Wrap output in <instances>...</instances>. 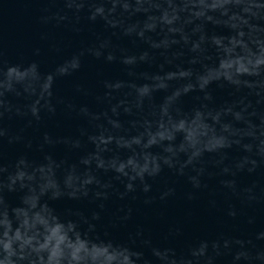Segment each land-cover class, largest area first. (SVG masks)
I'll list each match as a JSON object with an SVG mask.
<instances>
[{
  "label": "water",
  "instance_id": "1",
  "mask_svg": "<svg viewBox=\"0 0 264 264\" xmlns=\"http://www.w3.org/2000/svg\"><path fill=\"white\" fill-rule=\"evenodd\" d=\"M97 2L106 19L93 22L87 18L88 9L93 5L85 3L83 10L77 12L80 0H72L70 5L65 0H0V64L24 67L11 70L7 80H0V91L7 88L19 93L8 97L14 106L28 104L40 109L52 87L51 77L43 74L51 73L56 76L52 102H62L57 104L55 116L49 117L42 111V121L31 126L27 118L14 114L15 108L11 118L5 116L3 124L8 135L21 139L10 144L5 136L0 143L3 163L11 166L18 156L26 154L27 160L20 162L19 178L37 192H43L58 184L61 187L77 182L88 184L97 164L118 168L129 176L153 171L160 162L156 154L166 155L155 145L175 140V145L180 144L187 151L178 152L173 158L177 168L189 158L205 155L199 158L195 168L187 164L183 176L165 167L159 177L148 181L152 190L147 194L138 190L123 200L113 196L101 213V221L96 222V231L143 251L149 259L153 247L173 248L179 258L187 253L190 245L207 241L206 257L199 264H205L207 257L214 258V264H264V81L258 85V96L247 95L246 90L233 96L231 89L219 86L225 79H235L239 73L264 64V21L258 28L248 19L259 15L264 4L254 7L252 0H233L240 6L239 10L234 9L238 11L224 17L219 13L209 17L221 20L222 26L207 25L208 34L213 36L211 47L199 45V63L193 64L184 42L189 38L199 40L202 32L192 23V17H204L207 12L218 9L222 0H185L189 5L185 8L177 7L176 0H168L170 6L162 0H135L131 12H121L119 8L113 11L115 0ZM120 2L127 4V0ZM192 3L196 10L190 11ZM124 30L132 35L124 36ZM138 34L148 39H139ZM96 51L101 53L100 59H96ZM181 51L185 54L173 59L172 54ZM109 52L118 57L116 63L104 59ZM141 52H147L149 59L155 61L137 63L136 74L129 76L119 58L134 55L138 61ZM77 56L81 68L73 72V58ZM33 61L39 65V73L28 67ZM60 66L71 74L59 77ZM157 73L160 75L153 78L152 74ZM105 79L117 81L116 90L108 100L104 99L106 89L102 81ZM205 84L215 103L204 101L207 107H201L196 97H202L203 93L189 92V89ZM245 95L244 104L251 101V107L245 112L248 122L237 124L239 114L234 110L227 112L225 108ZM178 96H182L179 105ZM69 103L77 108L86 105L92 113L103 115L98 119L79 118L66 107ZM129 106L133 115L125 111ZM82 128L91 135V141L82 151L70 152L63 144L52 148L44 143V132L56 141L65 137L75 139ZM225 136L241 144L251 143L252 151L244 152L234 145L209 155L223 143ZM29 143L31 147L27 146ZM141 143L143 148L136 147ZM42 144L44 151L52 152L53 158L45 159L40 151ZM117 144L126 147L118 148ZM82 156L85 159L80 163ZM252 161L256 162V171L249 174L247 169L253 167ZM238 164L243 165L244 171L236 170ZM68 165L75 167L68 169ZM200 168L202 173L198 171ZM224 168L229 171L222 172ZM98 174L105 180L112 176L111 172ZM4 175L6 178L7 173ZM188 176L195 177L201 187L194 188ZM222 181H235V186H225ZM169 188L175 189L174 194L161 199ZM248 188L252 191H245ZM120 190L123 191L122 186ZM4 195L11 206H16L22 193H7L5 189ZM146 198L152 202L145 204ZM49 205L56 209L55 214ZM93 208L95 205L86 200L45 203L39 195H31L16 209L15 217L24 227L42 226L50 233L48 238L60 244L68 237L58 217L64 219L65 214L78 213L90 217ZM129 209L131 217L125 220ZM230 210L236 211L235 218L228 215ZM4 223L5 218L0 214V224ZM225 240L229 242L227 248ZM213 242L218 243L217 249H213ZM88 244L79 233L74 242L69 241L76 252L87 250ZM105 252L104 248L93 245L90 254L94 258L104 257ZM237 252L246 256L234 260ZM107 259L123 264L119 253ZM158 264H172L170 254L158 253Z\"/></svg>",
  "mask_w": 264,
  "mask_h": 264
},
{
  "label": "clouds",
  "instance_id": "2",
  "mask_svg": "<svg viewBox=\"0 0 264 264\" xmlns=\"http://www.w3.org/2000/svg\"><path fill=\"white\" fill-rule=\"evenodd\" d=\"M72 0H65L66 4H69ZM144 2H151V0H144ZM93 5L88 9V20L95 22L97 19L105 20V15L100 11V6L97 0H80V6L77 8V12L83 10V4ZM133 3L136 4L135 0H127V4H123L120 0H115L112 4V10H116L119 8L121 12H131ZM162 3L170 6L168 4V0H162ZM261 4H264V0H252V5L254 7H259ZM176 6L179 8L189 7V5L185 2V0H176ZM240 6L233 2V0H222L218 9L214 11H209L206 13L204 17H192V23L199 26L202 32V36L199 40L191 41L190 38L185 40L184 45L187 48L188 53L191 54L190 62L193 64L199 63V59L197 53L200 51L199 45L208 44V47H211L210 41L213 39V36L208 34L207 25H211L212 27H221V20H212L209 17H213L215 13H219L221 17H224L225 14L231 15L233 12L238 11ZM238 9V10H234ZM196 10L195 3L191 4L190 11ZM215 17V16H214ZM66 17H61V19H65ZM250 23L258 28H261V21H264V10L260 11V14L255 17L248 18ZM116 28V27H113ZM124 36H131L132 34L128 33L127 30L123 31ZM215 35V34H213ZM139 39H148L145 35H136ZM158 49V48H157ZM208 48L204 49V52H207ZM38 54V50H37ZM184 51L173 53V59L183 56ZM82 55V54H81ZM96 59H100L101 53L99 51L94 52ZM104 59L108 63H116L118 61V57L109 52ZM72 63V71H78L81 68V60L80 58L74 57ZM155 60L149 59V54L147 52H141L139 54V58L137 61L136 56L134 55H124L119 58V63L123 65L126 73L129 76L135 75L134 65L137 63L145 64L154 62ZM168 61V60H166ZM38 73L39 65L33 61L28 65ZM21 65H8L5 67L3 64H0V80H7L8 74L13 69H23ZM62 69H66L64 66H60L57 69V75L59 77L68 76L71 73L69 71H65ZM191 75V73H189ZM45 76L51 77L52 87L49 89L47 94V100L45 104L40 108L36 109L28 104H23L22 106H14L12 102L8 99L9 96H18L19 93L14 90H9L5 88L3 91H0V143L3 142L5 136H8V142L11 144L14 141H19L21 137L19 136H9L8 130L4 127L3 121L6 115L8 118H11L13 115V108H15L14 114L16 116H20L22 118H27V123L29 126L33 124V122L39 124L42 119V111L46 113L49 117L55 116L57 112V104L62 103L61 101H57V104L52 102L53 97V84L55 82L56 76L51 73L43 74ZM160 75L152 74L153 78L155 76ZM261 81H264V64H257L252 70L246 71L243 73H239L235 79H225L220 87L231 89V94L235 96L237 93L244 92L246 90L247 95H252L256 93L258 96V92L256 91L258 85ZM117 83L115 80L105 79L102 81L103 87L106 89L104 93V99L108 100L113 91H115L114 85ZM119 83H126L124 81H120ZM208 85L205 84L203 86H193L189 89V92H201L203 96H197V101L200 102L201 107H207V104L203 103L204 101L215 103V97L211 94V92L207 91ZM188 92L183 95H187ZM247 95L242 96L236 102L231 103V106L225 108L227 112H232L233 110L237 112L240 116L238 120L235 122L237 124L247 123L248 121L245 119V112L248 107H251V101L247 104H244V100L247 99ZM149 101L151 97L148 98ZM182 96L177 97V105L181 103ZM225 103H228L227 101ZM257 103H260L257 100ZM144 101H140V106L143 107ZM243 105V107H240ZM66 107L76 114L79 118H88L92 117L98 119L100 115L103 113H92L88 106L83 105L77 108L75 104L69 103ZM125 111L129 115H133L132 107L129 106L125 109ZM254 113H250L252 115ZM91 123V121H90ZM132 139H136V137H131ZM142 139V137H141ZM44 143L49 147L55 148L57 144H63L70 152L73 151H82L85 144L91 141V135L87 129H80L79 136L75 139H71L68 137L59 138L56 141L52 140L51 135L48 132L43 133ZM241 148L244 152H251L253 145L251 143L241 144L240 141H233L225 136L223 143L219 144L215 150L209 155L215 154L218 151H223L226 149H231L233 146ZM31 147L29 143L27 145ZM161 149L162 153L166 155L161 156L160 154H156L159 158V164L155 168V170L139 174L137 176H129L127 172H123L118 168H104L103 166L97 164L95 171L93 172V179L88 184H83L81 182H77L72 185L58 184L55 188L48 189L43 192H37V189L33 186L26 185L19 177H20V162L21 160H27L26 154H21L17 157L16 161L13 165H5L3 163L2 158H0V214H2L5 218V223L0 224V264H117L116 260L109 261L107 258L112 256L113 253H119V259L123 262V264H158V253L167 252L170 254V258L172 264H199L201 258L206 257L208 242L207 241H199L197 245H190L188 251L185 255L181 257H177L176 250L173 248H160L153 247L151 250V259L145 256L144 252L129 245L117 242L109 237L107 233L101 236L97 231V223L101 221L102 216L101 213L105 210L107 203L112 199L113 196L116 198L123 200L129 194L136 193L138 190L144 194L151 192L152 184L149 183V180H155L160 174L164 171V168L167 167L169 170H174L178 175H185L184 169L187 164H193L194 168L199 158H202L205 154L202 153L199 157L195 159L189 158L186 163L181 164L179 168H177V161L173 158L176 157L179 153H187L186 150L182 148L179 144L175 145V140L170 142H161L158 145H155ZM118 148L126 147L125 145L117 144ZM136 147L143 148L144 144L141 143ZM178 149V151H177ZM40 151L44 154L45 159L53 158V154L51 151H44V144L40 145ZM85 157H81L80 163L84 162ZM243 159L247 160L248 157H244ZM253 167L247 169L248 173L251 174L256 171V162L252 161ZM68 169H72L74 165H68ZM11 168V171L9 170ZM89 170H91V164H89ZM237 171H244L243 165H237ZM199 172H203V168L198 169ZM229 171L228 168L222 169V172L227 173ZM111 172L112 176L110 180H105L103 175L98 173H108ZM5 173L7 176L5 178ZM188 180L192 183L194 188H200L201 183L195 179V177L188 176ZM222 184L225 186L234 187L235 181L225 182L222 181ZM120 186H122L123 191L120 190ZM7 193H22L20 196V203L16 206H11L4 195V191ZM245 191H252L251 188L245 189ZM175 189L169 188L167 192L161 195V199L169 195H173ZM31 195H39L45 203L48 201H57V200H72V201H88L90 204L95 205L90 212V217L85 216L83 213H78L76 215H66L64 219H60L58 217V223L63 225L65 229V234L68 237L63 243L58 244L54 239H49L50 233L44 229L42 226H37L36 228L24 227L21 225L19 221H17L15 217V212L18 207H22L24 205L25 200ZM136 197L133 196V199ZM191 195H189V199H191ZM145 204H150L152 202L151 198L145 199ZM50 210L55 214L56 209L49 205ZM228 215L232 218H235L237 213L235 210H230ZM131 217V209L128 210L124 219H130ZM253 220L250 219L249 223H252ZM179 230H177L178 232ZM76 233L80 234L82 239H86L89 241L87 250H80L76 252L73 247L69 246V241H75ZM237 243L242 244V241H237ZM93 245L97 247H102L106 250L104 257H93L91 253V249ZM224 246L227 248L229 246V242L227 240L224 241ZM213 249L218 248V243L213 242ZM219 255V253H217ZM246 253L237 252L235 253L233 259L240 260L245 257ZM205 264H214V258L207 257L205 260Z\"/></svg>",
  "mask_w": 264,
  "mask_h": 264
}]
</instances>
